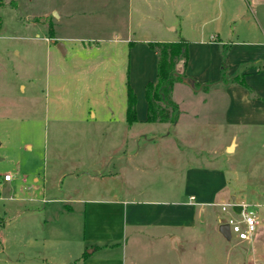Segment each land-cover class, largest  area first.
I'll return each instance as SVG.
<instances>
[{"label": "rangeland", "instance_id": "rangeland-1", "mask_svg": "<svg viewBox=\"0 0 264 264\" xmlns=\"http://www.w3.org/2000/svg\"><path fill=\"white\" fill-rule=\"evenodd\" d=\"M93 1L97 5L113 2ZM87 2L92 4V0H83V14L71 22L53 13L62 11L63 0H4L0 6V182L7 174L14 177L13 183L0 185V218L9 224L3 231L8 244L6 251L0 246V264H10V259L15 263L20 252L31 253L28 244H20L18 237H14H25L22 233L28 229L40 230L45 220L52 217L50 222L64 226L61 238L65 243H60L55 251L66 249L68 244L74 250L84 236V202L96 197V189H103L102 195L112 196L104 198L110 205H87L86 236L91 238L99 228L96 237L101 245L109 247L95 250V257L88 264H264V149L260 150L264 127L259 129L256 139L250 133L244 135L245 139L238 128L223 130L220 123L227 111L232 118L236 113L238 117L239 112H255L256 108L242 103L229 105L220 89L195 91L178 83L174 85L172 99L182 101L187 114L181 120L191 119L192 123L189 113L193 112V98L205 99V110L198 111L199 122L206 126L214 124L220 131L202 134L198 143L206 148L216 147L234 133L239 143L236 153L210 155L194 151L193 142L192 147L183 143L174 134L173 125L140 121L134 127V157L128 167H123V161L113 160L102 168L111 176L127 179L134 192H139L138 197L157 194L162 197L151 199L162 200H178L188 196L186 191L196 189L213 191L218 183L202 170L206 167L230 170L225 175L226 188L228 183L230 187L226 200H214L215 203L198 208L192 229L175 228L173 235L166 231L163 237L147 230H131L118 237L119 233L114 231L122 227L123 218L121 210L116 209L119 206L114 204L125 201L123 186L120 188L121 184L105 178H78L87 170L99 172L101 160L113 152L110 129L125 119L128 85L136 97L137 116L145 119V85L156 81L158 60L148 44L185 39L192 63L188 78L192 80L193 42L228 27L226 21L233 10L239 9V0H132L127 26L131 29L129 42L133 43L119 49L112 63L104 60L95 68L99 59L109 57L95 53L84 58L90 68L74 69L72 56H63L58 48L63 44L62 37H76L86 47H94L97 44L93 37L106 24L105 17L99 20L96 9L86 8ZM116 2L119 6L123 3L118 19L119 29L124 30L129 0ZM66 46L72 44L67 42ZM212 100L217 103L210 114L207 106ZM191 134L185 136L187 143ZM232 194L234 200L255 207L260 221L256 235L248 242L232 237L227 240L218 231L222 221L218 205L231 201ZM79 196L82 204L72 205L75 212L59 218L52 215L59 205L44 201L56 197L69 201ZM89 208H100V214L91 219ZM105 224H112L114 231L104 232L101 226ZM90 243L85 244L89 250ZM21 264H25L23 259Z\"/></svg>", "mask_w": 264, "mask_h": 264}, {"label": "crops", "instance_id": "crops-1", "mask_svg": "<svg viewBox=\"0 0 264 264\" xmlns=\"http://www.w3.org/2000/svg\"><path fill=\"white\" fill-rule=\"evenodd\" d=\"M131 1L132 0H129V2H127L128 8L126 9L125 16L126 25H123L124 30L119 29V24L121 23L119 21V8L122 7L123 3L119 6L116 0L106 4L99 3L98 5L95 4L93 0L92 4L90 5L87 2L86 8H90L91 11L96 9L94 11L95 14L99 17V20L100 17H105L104 21H106V24H104L102 29L99 31L100 34L93 37L94 40H96L95 44H97V46L94 47H86V45L83 44L84 42L82 40L80 41V39L76 37H62L63 44L61 48H59V46L58 48L62 50L63 56H72L74 69L79 66H86V68H90L89 65L84 63V58L95 55V53H99V55L107 54L110 57H108V59H99V62L95 64V68H98L101 64H103L104 60L105 63H112V61L115 60L114 57H116L119 49H122L125 45L133 43L129 42L131 29L127 26V20L130 18L131 13ZM240 1L241 0H239L238 3L239 9L236 11L233 10V13L230 14V17L226 21V25L228 27L222 31L217 29L213 35L203 37L198 41L193 42L192 80L193 82L199 83L201 86H209L205 89H199L197 91H209L217 89L216 91L218 92L220 89V92L223 93L225 98H228L229 105L230 103H242L249 106L252 105L254 108H256L255 112L248 113L247 115L245 113L239 112L238 117H236L238 114L236 113L235 117L232 116V118L230 117V113L227 111L225 120L223 118V121L220 123L222 124L223 130L229 131L232 128H238V130L241 129L242 131V137L245 138L244 135L250 133L254 136V139H256L257 135L260 133L259 129L264 127V110L262 109L264 108V0H243L244 2ZM83 12V0H63L62 11H53V13H56L58 18L61 16V18L66 19L68 22H71L74 18L80 17ZM59 13H61V15ZM240 23L245 24H242L243 26L240 25L237 27V25ZM173 30L174 29H168V31ZM102 31H105L106 33H102ZM107 33L108 35H106ZM181 39L182 38L179 40ZM179 40L165 42H177ZM67 42H70L72 46L67 47ZM190 63L191 59L188 60L185 71L187 77L190 74V68L192 64ZM74 77H76V75H74ZM223 77L227 78L226 84L221 83ZM177 84L178 83H176V85ZM174 102L178 105L180 113L177 122L173 125V132L183 143H186L188 147H192L191 143L193 142L194 151H204L206 154L208 153L210 155H221L223 152H227L226 150L230 147L232 148L231 154L236 153L239 143L237 141L238 139L235 138L234 133H232L233 135L231 134L227 139H224L221 145L216 147L206 148L203 146V144L201 145L198 143V139L202 134L210 133L213 135L218 134L220 131V129L214 124H207L206 126V124L199 122L200 118L198 111L199 109L201 111L205 110V99L201 98V100H197L193 98V112L189 113L190 117H193V123L191 119L190 122L181 120L183 117H185L184 114L187 113L182 109V101ZM215 103H217V101L212 100V104L207 106V111L209 113L213 112L212 108L215 106ZM210 114L209 117L212 119L213 115ZM146 116L143 120L137 116L136 123H139L140 121L146 122ZM232 119L238 120L235 122ZM136 123L128 124L125 114L123 123H119L116 127L110 129V134L113 136L111 140L113 152L110 153L106 159L101 160L100 168L98 169L99 172L96 173L93 171L92 173H96V175H92V173H89L90 171L87 170L78 176V178L86 176V178L95 181H102V179L105 178L108 181L118 182L121 184L120 188L123 186L122 198L125 197L126 199L122 202L117 201L114 204L120 207L116 209L121 210L123 225L114 231L112 224H105L101 226L102 230L104 232L110 231L112 233V231H114V233H119L118 237L126 235L131 230H133L135 233H138L141 230H147L157 234V236L163 237L167 235L166 231L168 232V235H173L172 232L175 230V228L185 227L187 229H192L193 225L195 224V213L198 208L209 206L215 203L214 200H220V202L226 200L225 198L228 193L227 190L230 187L228 183V188H226L227 181L225 179V175L229 174L230 170L214 167L212 165L206 167V169L201 168L203 171H206V174H209L210 180H212L214 183H218L213 191L206 189H196L198 193L195 192L196 190L186 191V193L188 192V196H180L178 200L151 199L162 197L157 194H147L143 196L140 195V197H138L136 193L139 192H134V189L129 185L127 179L124 181V179L121 180L120 176H111L110 174L106 173V171H102V168L105 167L108 161H110L109 163L111 164L113 160L123 161V167H128L129 162L132 161L134 157V143L132 141V136L134 135V127ZM248 129L252 130L248 131ZM188 132L192 133L189 139L190 143H187V140L185 141V136H188ZM192 136L193 140L191 139ZM242 137H240V139ZM263 149L264 138L261 142L260 150ZM229 161L230 158L227 159V165L229 164ZM13 182L14 180L7 182L3 179L1 180L0 185L3 186L4 184H11ZM190 182H192V180ZM123 184L127 185V189L124 188ZM102 190L103 189L94 190L93 194L96 197H92L87 201L85 200L84 202V236L82 243H78L77 246H74V250L73 247L71 246L70 248V244H68L66 249L64 248L62 251L58 252L55 251L56 247H58L60 243H65V239L61 238L64 226L59 223L54 224L55 222H50L53 218L52 217L50 220H45V224L41 225L40 230L28 229L22 233V235H25V237L20 235L14 237V239L18 237L20 244L22 241H24L23 244H28V247H31V253L26 255V253L20 252V257L15 259L16 262L13 263L10 259V264H17V262H19L18 264H21L22 259L24 260L25 264H72L73 262V264L91 263L95 257V250L101 249V247L105 249L109 247V245L106 244L104 246L101 245L102 241H99L96 237L99 228L95 231V233H93L94 235H91V238H87L86 236L88 222L87 205H92V207H104L101 206L103 204L110 205L108 204L109 201L107 199L105 200L104 198L112 195L108 193L107 196L102 195ZM109 191L112 192L111 190ZM86 192V189L83 190L84 194ZM64 195H66V193ZM229 197L231 200H234L235 195L232 194L231 196L229 195ZM64 198L65 199L57 197L49 200L44 199L47 204L59 205L56 207L57 210H54L52 213V215L57 216L58 218L60 215L65 217L68 215V213L73 214L75 212L72 206L73 204H82L81 201H79V199L82 198L80 196L74 197L69 201L66 200V197ZM191 198H194V200H191ZM46 208L47 207H45L44 210H46ZM89 209V216L91 219L92 216L100 214V208H98L99 210H96V208L93 210H91L92 208ZM6 222L7 220L4 221V219L0 218V246L4 249V251H6L8 244L6 241V236L3 235V231L6 230V227L9 225H7ZM49 237L52 238L49 240ZM88 242H91L90 250L89 247H86L85 245ZM114 244L117 245L118 243ZM21 247H23V245ZM87 250L89 251L87 252ZM73 253L76 254V257L74 258L72 257Z\"/></svg>", "mask_w": 264, "mask_h": 264}, {"label": "trees", "instance_id": "trees-1", "mask_svg": "<svg viewBox=\"0 0 264 264\" xmlns=\"http://www.w3.org/2000/svg\"><path fill=\"white\" fill-rule=\"evenodd\" d=\"M17 6L16 2H12ZM4 0H0V6ZM1 21V20H0ZM149 48L157 54L156 81L145 85V101L147 105L146 122L168 123L174 125L179 117L178 105L172 100V91L176 83H184L195 91L209 86H201L190 80L186 74L188 64V42L181 39L177 42L149 43ZM226 77L221 83L226 84ZM136 97L132 89L127 87L126 120L128 124L137 122Z\"/></svg>", "mask_w": 264, "mask_h": 264}, {"label": "built area", "instance_id": "built-area-1", "mask_svg": "<svg viewBox=\"0 0 264 264\" xmlns=\"http://www.w3.org/2000/svg\"><path fill=\"white\" fill-rule=\"evenodd\" d=\"M13 178V175L7 174L4 180L10 182ZM218 208L222 216L221 224L228 226L232 238L240 242H248L256 235L260 221L255 207L244 201L231 200L220 203Z\"/></svg>", "mask_w": 264, "mask_h": 264}, {"label": "water", "instance_id": "water-1", "mask_svg": "<svg viewBox=\"0 0 264 264\" xmlns=\"http://www.w3.org/2000/svg\"><path fill=\"white\" fill-rule=\"evenodd\" d=\"M61 46H62V44L59 45V48H61ZM231 150H232V148L230 147V148H228L226 151H227V152H231ZM218 231H219V233H220L225 239H227V240H230V239H231V235H230L229 228H228L227 225H225V224H221V225H219V227H218ZM174 240H176V241L178 242L177 239H174ZM173 242H174V241H173ZM173 242H172V244H173Z\"/></svg>", "mask_w": 264, "mask_h": 264}]
</instances>
